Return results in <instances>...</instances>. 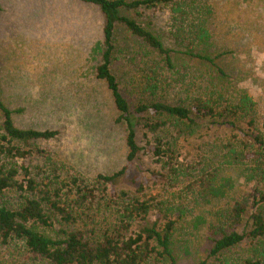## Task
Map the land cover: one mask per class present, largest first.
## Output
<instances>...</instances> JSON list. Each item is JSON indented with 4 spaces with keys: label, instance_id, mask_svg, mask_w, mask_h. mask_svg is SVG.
<instances>
[{
    "label": "trees",
    "instance_id": "trees-1",
    "mask_svg": "<svg viewBox=\"0 0 264 264\" xmlns=\"http://www.w3.org/2000/svg\"><path fill=\"white\" fill-rule=\"evenodd\" d=\"M79 1L104 17L94 76L126 125L125 164L86 178L36 148L58 131L18 126L0 73V264H264V122L208 29L210 0ZM204 122L234 133L190 144ZM141 151L157 168L118 189ZM34 152L41 165L26 163Z\"/></svg>",
    "mask_w": 264,
    "mask_h": 264
},
{
    "label": "rangeland",
    "instance_id": "rangeland-1",
    "mask_svg": "<svg viewBox=\"0 0 264 264\" xmlns=\"http://www.w3.org/2000/svg\"><path fill=\"white\" fill-rule=\"evenodd\" d=\"M208 29L222 48L229 50L225 64L233 69V84L256 102L264 122V0H210ZM0 73L11 107H23L15 116L23 128L55 129L58 135L32 145L49 152L86 178L107 174L125 164L126 125L116 122L118 112L106 85L95 78L99 56L92 47L102 42L104 17L99 8L79 0H0ZM158 15L165 12L147 10ZM127 40V39H125ZM124 42V40H121ZM131 44V39L129 38ZM127 45V43L125 42ZM122 59L121 54L116 55ZM123 88V86H122ZM127 96V93H125ZM128 97V96H127ZM136 142L144 146L143 129L135 125ZM234 133L204 122L188 141L199 145ZM180 141L181 157L189 159ZM44 154L34 152L27 164L41 165ZM157 166L139 152L128 177L118 189L134 191L130 178ZM148 174V173H146ZM147 196L166 195L148 180ZM195 207V212L208 209ZM155 216V213L152 214ZM0 250V258L6 259ZM181 259V264H187Z\"/></svg>",
    "mask_w": 264,
    "mask_h": 264
}]
</instances>
